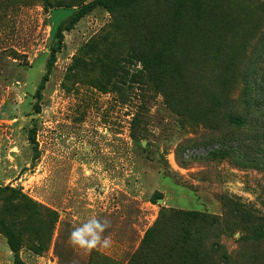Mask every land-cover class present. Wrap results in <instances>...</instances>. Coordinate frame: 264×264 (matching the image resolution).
<instances>
[{"label": "rangeland", "instance_id": "obj_1", "mask_svg": "<svg viewBox=\"0 0 264 264\" xmlns=\"http://www.w3.org/2000/svg\"><path fill=\"white\" fill-rule=\"evenodd\" d=\"M91 1L0 0V188L24 196L0 192V218L21 261L186 264L190 235L201 264H264V0L96 7L57 50ZM143 52L171 72L145 73ZM90 215L111 221V248L69 243ZM0 264H13L1 231Z\"/></svg>", "mask_w": 264, "mask_h": 264}, {"label": "trees", "instance_id": "obj_2", "mask_svg": "<svg viewBox=\"0 0 264 264\" xmlns=\"http://www.w3.org/2000/svg\"><path fill=\"white\" fill-rule=\"evenodd\" d=\"M136 2L137 0H93L87 4L82 5L76 12H74L70 16L68 23L64 27L62 26L58 27L56 33L58 46L56 49L59 50V45L63 37L62 33L64 31L71 30L76 22H78L81 18H83L89 12L94 10L96 7H102L108 11H113L122 5L130 6ZM56 49H52L51 57L54 56ZM137 61L141 65L142 70L148 75H164V74H168V72H171L170 69L168 68V65L166 64L164 55L160 52L140 53V55L137 57ZM48 73L49 70L47 71L46 75L42 77L41 84L39 85L38 90L36 92L37 102L35 103L34 108L37 114L40 113L39 101L41 99V92L44 89L45 82L48 80ZM35 136H36V127L35 125H33L28 132V141L32 145L35 156H37V144H36ZM0 192L6 193L7 195H9V197L11 196L10 198L11 202L18 201L20 198H24V196L21 193L9 187L0 188ZM174 215L181 221L185 222L186 224L188 223L195 224L196 222L203 223L206 221L205 217H203L202 214L197 211H192V212L176 211L174 212ZM160 218H162V216H160ZM158 227H159V223H157L153 228H151L146 233L144 240L145 247L151 236L158 229ZM259 229H260L259 231H264V220H261ZM0 231L6 238L7 245L10 251L13 253V264H24L21 261L18 254L20 249L19 240L16 238L14 233L9 229L4 216L0 218ZM193 243L194 241L193 239H191L190 235L184 236L183 245L187 248L186 251L184 250V259H185L184 262L186 264H201L202 260L198 255L199 250L193 249ZM143 256H144L143 251L137 252L132 256L128 264H142V260L144 259L142 258Z\"/></svg>", "mask_w": 264, "mask_h": 264}, {"label": "clouds", "instance_id": "obj_3", "mask_svg": "<svg viewBox=\"0 0 264 264\" xmlns=\"http://www.w3.org/2000/svg\"><path fill=\"white\" fill-rule=\"evenodd\" d=\"M110 228L111 221L109 219L90 215L72 229L69 235V243L72 247L86 253L107 250L111 248L113 243L111 234L105 235Z\"/></svg>", "mask_w": 264, "mask_h": 264}]
</instances>
